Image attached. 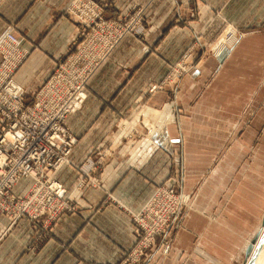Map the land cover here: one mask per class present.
I'll use <instances>...</instances> for the list:
<instances>
[{"label": "crops", "instance_id": "1", "mask_svg": "<svg viewBox=\"0 0 264 264\" xmlns=\"http://www.w3.org/2000/svg\"><path fill=\"white\" fill-rule=\"evenodd\" d=\"M71 1L0 5V36L11 29L27 53L13 73L27 104L84 39L66 14ZM92 1L105 21L139 12L145 28L144 37L115 43L88 81L83 106L67 119L76 138L69 160H98V185L79 188L80 172L63 165L54 178L74 212L47 229L0 214V264H125L137 243L133 216L158 187L183 176L188 195L196 186L194 207L168 255H145L142 264H240L264 216V0ZM228 29L240 33L230 44L221 41ZM187 53L188 72L172 84ZM170 114L165 135H151ZM239 129V142L208 170ZM180 140L188 149L171 152Z\"/></svg>", "mask_w": 264, "mask_h": 264}, {"label": "built area", "instance_id": "2", "mask_svg": "<svg viewBox=\"0 0 264 264\" xmlns=\"http://www.w3.org/2000/svg\"><path fill=\"white\" fill-rule=\"evenodd\" d=\"M102 12L103 7L92 0L69 3L66 14L82 27L84 39L73 55L57 65L31 104L25 103L27 93L13 79L27 55L21 51L22 40L11 29L0 36V214L10 216L12 221L26 216L47 229L60 217L74 212L71 197L54 178L63 165L80 172L79 188L86 183L98 185L92 178L98 160L88 157L79 166L69 160L76 138L67 119L83 106L88 81L115 43L126 35H145L139 12L112 22L105 21ZM190 58L188 53L183 56L178 72L185 71ZM156 89L153 86L150 91ZM21 180H30L31 184L24 197H17L13 189ZM177 183L171 180L158 188L142 211L133 216L137 243L125 264L154 248L161 234L163 252L169 250V232L189 201L187 195H176Z\"/></svg>", "mask_w": 264, "mask_h": 264}, {"label": "rangeland", "instance_id": "3", "mask_svg": "<svg viewBox=\"0 0 264 264\" xmlns=\"http://www.w3.org/2000/svg\"><path fill=\"white\" fill-rule=\"evenodd\" d=\"M135 13H137V12H135ZM134 14V13H133ZM132 15V14H131ZM118 19V18H117ZM117 19H115V20H117ZM110 22H112L113 20H109ZM237 32L235 31V33L232 31V30H227L226 31V33L224 34V36L222 37V39H221V41H225L227 44H230L232 41H233V39H234V37L233 36H238V34H240V33H238L237 35ZM192 58V57H191ZM63 62H65V61H63ZM63 62H59V63H57L56 65H55V67H54V69H53V71H52V73H51V75L56 71V67H57V65H59V64H61V63H63ZM188 72V68L184 71V72H181V71H177L176 73H175V79L172 81V84H174L175 83V81H178V80H180V76H182V75H180L181 73H183L184 75H186L185 73H187ZM50 75V76H51ZM49 76V77H50ZM48 80V79H47ZM46 80V81H47ZM44 84H45V82H44ZM157 115H158V113H157ZM237 119H239L240 121L241 120H243V124H246L247 122H246V120H245V115H238V118ZM173 123V122H172ZM174 123H175V121H174ZM177 124V123H176ZM242 124V125H243ZM156 127H154V128H152L151 129V131H150V133H151V135H153L154 136V133L157 131V132H159V133H161L162 132V130H164L163 128L164 127H162V123L160 122L159 124H157V125H155ZM240 138H241V130L239 129V130H237L235 133H234V135L232 136V138L229 136L228 137V139L224 142V144L220 147V150L218 151V153L214 156V158H211L210 159V161L208 162V167H210L208 170H210V169H212L213 168V166L215 165V166H217L219 163H220V160H222V158L224 157V155L225 154H227L228 152H229V150H230V148L235 144V143H237V142H239V140H240ZM180 139V138H179ZM164 146H167L166 148H168L169 149V147H168V142H167V144H165ZM188 147H189V145L187 146V144H186V142L184 141V142H182V140H180V142L178 143V144H174V146H172L171 147V152H173V151H175V150H178V151H180V149H181V151H185V149L187 148L188 149ZM170 152V153H171ZM175 153V152H174ZM175 154H177V155H181V153L180 152H178V153H175ZM178 161H180V160H178ZM178 165L180 164L181 165V163H177ZM186 164V163H185ZM192 165H195L196 164V162H192L191 163ZM180 170H181V168H180ZM183 170V169H182ZM180 171V174H181V172H183V171ZM207 170V171H208ZM173 180H176V181H178V183H177V187L175 188V190H176V195L177 196H180L179 194H182L183 196H188L189 197V201H188V207L186 206V207H184V208H182V210L180 211V213H179V215L177 216V217H179V219H177V221H176V223H175V225H174V228L172 229V230H170V232H169V238H170V243H169V250L167 251V253H164L163 251H164V249H163V247H161V238L163 237V235L161 234V238H158V240H156V243L154 244V248L152 249V248H149V249H147V251H145V253H143V256L141 257V258H131L130 259V261L128 262V263H126V264H142V262H143V260L146 258L145 257V255L149 258V259H152V258H154L155 256H157V255H161L162 256V258H164L163 256H167L168 255V253H169V251H170V247H171V244H172V239H173V235L175 234V231H177V230H179V229H181V227H182V221H183V218H184V216H187V213L188 212H190V211H192V207H194V204H195V202H194V198H195V195H196V186H195V188H194V191H193V193H191L190 195H188V193H186L185 191H184V176H183V179H181L180 177H175V179H173ZM30 184H31V181L30 180H21L20 182H19V186L17 187V189H16V192L14 191V193H16L15 195L17 196V197H24V195H25V193L26 192H24L29 186H30ZM164 186V185H163ZM163 186H160V187H158V188H161V187H163ZM15 188V187H14ZM18 192V193H17ZM21 192H23L24 194L22 195V193ZM22 195V196H21ZM175 195V196H176ZM189 210V211H188ZM264 217V216H263ZM181 219V220H180ZM178 220H180L179 222H178ZM183 229V228H182ZM256 235H258V237L257 238H255L256 237ZM264 222H263V219H262V222H261V224L258 226V228L254 231V233H253V235H252V237H251V239L248 241V243L246 244V247H245V252H244V255H243V257H242V261H241V263L240 264H263V258H264ZM262 242V243H261ZM165 243H167V241L165 242ZM261 244V245H260ZM151 250H153V252L151 253V252H149V251H151ZM261 251V253H259ZM262 254V255H261ZM259 257H261V258H258ZM260 259H262L261 261H260ZM259 260V261H258ZM251 262V263H250ZM261 262V263H260Z\"/></svg>", "mask_w": 264, "mask_h": 264}, {"label": "bare ground", "instance_id": "4", "mask_svg": "<svg viewBox=\"0 0 264 264\" xmlns=\"http://www.w3.org/2000/svg\"><path fill=\"white\" fill-rule=\"evenodd\" d=\"M234 33H235V31L234 30H232ZM20 86V85H19ZM170 108V107H169ZM157 114V113H156ZM164 119V118H163ZM161 120L160 122L162 123V127H164L165 126V124H168L169 122H171V121H173V116L170 114L169 115V117H168V119L167 120ZM164 129V128H163ZM165 129L164 130H162V132L161 133H159V132H155L154 134H156V136H157V134H162V135H165ZM166 144H167V142H166ZM264 240V239H263ZM262 243V242H261ZM261 245V244H260ZM259 253H261V251L259 252ZM262 255V254H261ZM264 255V254H263ZM258 258V257H257ZM259 258H261V257H259ZM258 258V259H259ZM262 259H260V261H261ZM263 260H264V258H263ZM259 261V260H258ZM251 263V262H250ZM261 263V262H260ZM263 264H264V261H263Z\"/></svg>", "mask_w": 264, "mask_h": 264}, {"label": "water", "instance_id": "5", "mask_svg": "<svg viewBox=\"0 0 264 264\" xmlns=\"http://www.w3.org/2000/svg\"><path fill=\"white\" fill-rule=\"evenodd\" d=\"M225 54H226V51H225L224 53L221 54L219 61L225 56ZM218 58H219V57H218ZM263 222H264V217H263ZM257 237H258V235H256L255 238H257Z\"/></svg>", "mask_w": 264, "mask_h": 264}]
</instances>
